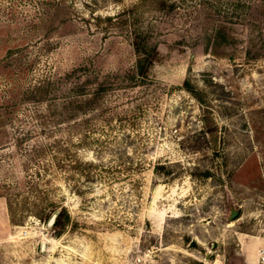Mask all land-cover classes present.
I'll list each match as a JSON object with an SVG mask.
<instances>
[{"label":"rangeland","instance_id":"rangeland-1","mask_svg":"<svg viewBox=\"0 0 264 264\" xmlns=\"http://www.w3.org/2000/svg\"><path fill=\"white\" fill-rule=\"evenodd\" d=\"M77 68L107 86L83 112ZM262 263L264 0H0V264Z\"/></svg>","mask_w":264,"mask_h":264},{"label":"trees","instance_id":"trees-1","mask_svg":"<svg viewBox=\"0 0 264 264\" xmlns=\"http://www.w3.org/2000/svg\"><path fill=\"white\" fill-rule=\"evenodd\" d=\"M106 19L109 20L108 17ZM227 29L228 28L225 25H218L216 27L213 34L214 38L212 42L213 54H218L216 49L227 45L229 46V40L231 37L229 34V30L227 31ZM131 44L135 52V59L132 66L131 78L143 80L147 77L148 72L152 67L153 63L159 58L158 51L155 46L147 44L144 38L137 34H134L132 36ZM78 71H80L79 68L72 69L68 73H65L63 76H61L60 79H73V81H71L70 86L66 89L67 93H70V99H66V102H78L73 107L74 112L75 110H80V112H83L86 109L93 108L98 105V100L107 89V86L103 81H98L95 78L92 79L87 75H85L83 79L79 80V75L74 76L75 72ZM183 87L187 91L192 92V89L190 88L187 81L183 82ZM45 94L46 89H42L40 85H37L30 89H25L23 92H21V100L25 102H40L44 100ZM197 98L201 100L199 97ZM74 112L72 111L66 118H71V116H74ZM6 204L9 212H11V204L8 198L6 199ZM56 209L58 210V213L50 231L51 234L54 236H57L62 232L63 228L69 220L64 207H57L51 212L45 214L44 216L39 217L43 221H46L50 214ZM190 245H194V242L190 241Z\"/></svg>","mask_w":264,"mask_h":264},{"label":"water","instance_id":"water-1","mask_svg":"<svg viewBox=\"0 0 264 264\" xmlns=\"http://www.w3.org/2000/svg\"><path fill=\"white\" fill-rule=\"evenodd\" d=\"M57 213H58V210L56 209L55 211H53V212L50 214V216H49L48 219L46 220L45 225H46V227H47L48 229H51V227H52V225H53V223H54V221H55V218H56ZM41 245L43 246V243H42ZM210 247H212V244L210 245ZM204 257H206V255H205ZM262 264H264V263H262Z\"/></svg>","mask_w":264,"mask_h":264}]
</instances>
